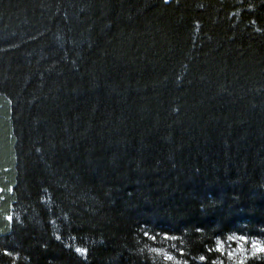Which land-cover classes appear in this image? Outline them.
Masks as SVG:
<instances>
[{"label": "trees", "instance_id": "trees-1", "mask_svg": "<svg viewBox=\"0 0 264 264\" xmlns=\"http://www.w3.org/2000/svg\"><path fill=\"white\" fill-rule=\"evenodd\" d=\"M0 264H264V0H0Z\"/></svg>", "mask_w": 264, "mask_h": 264}]
</instances>
